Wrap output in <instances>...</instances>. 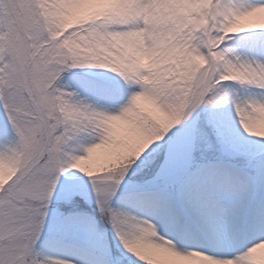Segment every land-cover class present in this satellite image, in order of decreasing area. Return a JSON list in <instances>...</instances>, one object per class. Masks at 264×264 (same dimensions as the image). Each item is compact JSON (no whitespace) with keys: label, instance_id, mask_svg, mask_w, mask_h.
Returning a JSON list of instances; mask_svg holds the SVG:
<instances>
[{"label":"snow or ice","instance_id":"obj_1","mask_svg":"<svg viewBox=\"0 0 264 264\" xmlns=\"http://www.w3.org/2000/svg\"><path fill=\"white\" fill-rule=\"evenodd\" d=\"M0 264H264V0H0Z\"/></svg>","mask_w":264,"mask_h":264}]
</instances>
